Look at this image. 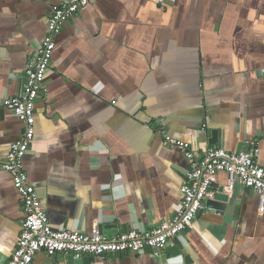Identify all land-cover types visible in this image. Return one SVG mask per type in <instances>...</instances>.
Instances as JSON below:
<instances>
[{
    "label": "crops",
    "instance_id": "0c3cea01",
    "mask_svg": "<svg viewBox=\"0 0 264 264\" xmlns=\"http://www.w3.org/2000/svg\"><path fill=\"white\" fill-rule=\"evenodd\" d=\"M61 1L0 0V264L24 220L1 163L25 125L3 101L22 91ZM47 84L25 169L51 224L109 239L150 229L177 213L189 167L160 127L197 153L259 142L264 166V0H92L57 36ZM228 182L219 173L215 198L167 243L179 255L166 244L158 256L147 248L91 264H264L259 193L239 185L233 199ZM67 256L40 252L33 264Z\"/></svg>",
    "mask_w": 264,
    "mask_h": 264
},
{
    "label": "built area",
    "instance_id": "2783aa9c",
    "mask_svg": "<svg viewBox=\"0 0 264 264\" xmlns=\"http://www.w3.org/2000/svg\"><path fill=\"white\" fill-rule=\"evenodd\" d=\"M91 1L63 0L52 7L47 36L38 47L35 58L26 66L22 91L3 101L25 125L24 135L11 144L7 158L1 163V167L12 175L24 211L17 247L7 264H33L40 252H45L49 257L69 254L82 259L86 256L142 254L151 248L154 255L158 256L167 243L194 226L204 201L215 198L219 173L228 175L229 182L225 187L227 194L233 192L237 183L257 191L261 201L260 212H264V166L258 162L259 142H249L248 150L238 153L227 152L219 147L197 153L191 144L172 137L164 127H160L159 134L165 143L183 150L189 163L187 180L182 187V201L175 215L150 229L130 230L110 239L98 227H94L91 232H77L57 229L51 224L36 188L29 181L25 158L35 137L36 102L41 96L49 94L47 78L51 71L56 38L65 22L86 11Z\"/></svg>",
    "mask_w": 264,
    "mask_h": 264
},
{
    "label": "water",
    "instance_id": "95a60500",
    "mask_svg": "<svg viewBox=\"0 0 264 264\" xmlns=\"http://www.w3.org/2000/svg\"><path fill=\"white\" fill-rule=\"evenodd\" d=\"M213 136L216 137V133L215 132L213 133ZM238 187H239V184L237 183L235 185V187H234V190H233L232 194H227V193L226 194L229 197L232 195V198L235 199L237 197ZM224 191L225 190H223V192ZM167 247H168V249H172L173 251L175 250V252H176L175 255H179L180 254L179 249L174 248V247H170L168 244H167ZM183 253H185V252H183ZM56 259H57V255L53 256V262H55ZM91 262H92V259H91L90 256H86V257H84L82 259H76L73 255H69V256H67V258L65 259L63 264H91Z\"/></svg>",
    "mask_w": 264,
    "mask_h": 264
}]
</instances>
